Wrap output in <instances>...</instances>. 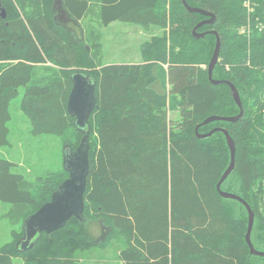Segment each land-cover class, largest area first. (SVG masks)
Segmentation results:
<instances>
[{
	"label": "trees",
	"instance_id": "obj_1",
	"mask_svg": "<svg viewBox=\"0 0 264 264\" xmlns=\"http://www.w3.org/2000/svg\"><path fill=\"white\" fill-rule=\"evenodd\" d=\"M55 1L0 0V146L10 144V104L23 89L31 133L59 135L65 149L76 150L85 132L67 108L72 78H92L97 107L89 118L85 220L72 217L20 250L26 218L69 173L62 167L30 181L0 157V203L8 204L0 220L10 235L0 243V264H264L246 241V206L216 187L231 159L225 134L196 133L206 118L241 110L230 86L209 78L218 35L213 78L236 86L243 114L198 131L220 127L233 138L235 168L221 189L250 205L251 240L264 251V0H186L214 17L198 29L208 32L199 39L193 29L211 16L190 12L183 0H60L77 22L94 15L104 27L125 21L151 31L140 45L143 61L109 64L100 32L79 36L59 24ZM89 223L102 235L94 237Z\"/></svg>",
	"mask_w": 264,
	"mask_h": 264
},
{
	"label": "water",
	"instance_id": "obj_2",
	"mask_svg": "<svg viewBox=\"0 0 264 264\" xmlns=\"http://www.w3.org/2000/svg\"><path fill=\"white\" fill-rule=\"evenodd\" d=\"M183 2L190 12H199L207 16H211L210 13L200 8L190 6L186 0H183ZM0 16L6 18V11L5 9L1 8V6ZM213 22V16L207 20L199 22L193 29V36L197 39L204 37L208 32H199L198 29L204 24ZM216 36V46L208 65L209 78L213 84L219 85L225 83L229 85L232 90L234 100L241 110L236 116H210L206 118L200 125H205L217 120L234 122L237 121L243 114L242 101L236 86L227 80H217L213 78V71L217 66L221 51V39L218 35ZM72 79L73 87L68 99L67 108L70 115L75 117V123L81 130L85 132V135L76 150H72L70 148L65 149L64 165L65 170L69 173V176L52 194L50 201L44 203L35 213L26 218L24 222L25 234L18 244L20 250H26L29 246H33L34 239L42 233L52 234L56 230H59L72 217H76L82 221L85 220L84 195L87 187V176L89 173L90 149L88 141L90 131L89 118L97 107V99L95 95L96 82L82 72L75 73ZM199 126L196 127V133L201 139L210 137L216 131H222L226 136L227 144L231 153V159L216 187L222 197L238 200L246 206L248 211V229L246 233L247 244L250 248L251 254L264 257V251L256 249L251 240V233L255 219V213L253 212L252 208L241 196L221 189L222 183L234 171L235 168V142L226 129L217 127L211 129L208 132L200 133L198 131Z\"/></svg>",
	"mask_w": 264,
	"mask_h": 264
},
{
	"label": "rangeland",
	"instance_id": "obj_3",
	"mask_svg": "<svg viewBox=\"0 0 264 264\" xmlns=\"http://www.w3.org/2000/svg\"><path fill=\"white\" fill-rule=\"evenodd\" d=\"M53 6L57 7L56 21L63 26L70 27L77 35H83L90 28L100 32L99 39L102 40L103 61L106 64L143 61L140 45L151 38V31L149 32L139 25L125 21H115L109 26L104 27L100 25L94 15L77 22L69 16L60 0L55 1ZM246 6L250 12L253 11L249 1H247ZM250 29V25H248L247 27H243L241 32H249ZM22 96L23 89H20V94L11 101L10 112L12 119L9 122L10 144L0 146V157L16 163L14 172L24 174L31 181L49 170L65 168V145L64 138L59 135L43 134L35 136L31 133V121L20 107ZM259 205L260 210L264 212V206ZM6 206L8 204L0 203V216L3 214ZM89 224L94 237L102 235L103 231L100 233L98 226L93 225V223ZM104 229L108 230L107 227ZM9 236L8 221L1 219L0 243L8 241ZM110 259L106 258V261L101 262V264H116L114 260ZM15 264L25 263L21 259H16Z\"/></svg>",
	"mask_w": 264,
	"mask_h": 264
},
{
	"label": "crops",
	"instance_id": "obj_4",
	"mask_svg": "<svg viewBox=\"0 0 264 264\" xmlns=\"http://www.w3.org/2000/svg\"><path fill=\"white\" fill-rule=\"evenodd\" d=\"M71 22V21H70ZM115 22V21H114ZM114 22H112V23H114ZM111 23V24H112ZM129 23H132V24H134V25H138V24H136V23H134V22H129ZM70 24V23H69ZM68 25V24H67ZM75 25V24H74ZM75 26H77V25H75ZM109 26V25H108ZM167 88L169 89V84L167 83ZM170 114H172V113H170ZM97 226H98V231L101 233V231L103 230L102 229V227H100V225L99 224H97ZM93 233V232H92Z\"/></svg>",
	"mask_w": 264,
	"mask_h": 264
},
{
	"label": "bare ground",
	"instance_id": "obj_5",
	"mask_svg": "<svg viewBox=\"0 0 264 264\" xmlns=\"http://www.w3.org/2000/svg\"><path fill=\"white\" fill-rule=\"evenodd\" d=\"M90 122V121H89ZM90 136V135H89Z\"/></svg>",
	"mask_w": 264,
	"mask_h": 264
}]
</instances>
